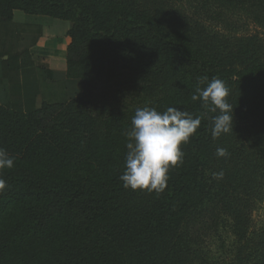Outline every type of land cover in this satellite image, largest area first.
Returning a JSON list of instances; mask_svg holds the SVG:
<instances>
[{
	"label": "trees",
	"instance_id": "trees-1",
	"mask_svg": "<svg viewBox=\"0 0 264 264\" xmlns=\"http://www.w3.org/2000/svg\"><path fill=\"white\" fill-rule=\"evenodd\" d=\"M46 36L74 82L48 99ZM213 77L233 105L217 139L191 99ZM145 106L202 118L160 195L119 179ZM0 148V264H264V0H0Z\"/></svg>",
	"mask_w": 264,
	"mask_h": 264
},
{
	"label": "clouds",
	"instance_id": "clouds-1",
	"mask_svg": "<svg viewBox=\"0 0 264 264\" xmlns=\"http://www.w3.org/2000/svg\"><path fill=\"white\" fill-rule=\"evenodd\" d=\"M207 80L204 77L201 83ZM229 89L224 81L213 77L206 87H197L191 99L199 100L201 106L218 115L212 117V138L233 131V105L227 100ZM201 116L169 106L164 111L154 107L137 108L130 129L124 132L127 138L124 171L119 176L123 187L160 195L167 187L169 171L184 163L182 144L190 142L201 125ZM217 157L229 155L226 148L216 149ZM14 167V157L0 148V171ZM224 172L213 173L214 179H223ZM7 187L0 176V192Z\"/></svg>",
	"mask_w": 264,
	"mask_h": 264
},
{
	"label": "rangeland",
	"instance_id": "rangeland-1",
	"mask_svg": "<svg viewBox=\"0 0 264 264\" xmlns=\"http://www.w3.org/2000/svg\"><path fill=\"white\" fill-rule=\"evenodd\" d=\"M56 37L46 36L38 39L36 45L31 47V55L34 63L36 65L44 66V68H48L53 73V78H42L43 82V93L45 97L50 98V94L54 91L57 94H64V90L66 91L68 88H72L74 86L73 81H69L65 77V55L66 48L65 43L60 41L59 43H55ZM64 56V57H62ZM76 83V82H75ZM77 84H75L76 88ZM254 220L259 221L263 216V210H259L254 212ZM210 247L215 249L217 246V241L213 239L209 240Z\"/></svg>",
	"mask_w": 264,
	"mask_h": 264
},
{
	"label": "crops",
	"instance_id": "crops-1",
	"mask_svg": "<svg viewBox=\"0 0 264 264\" xmlns=\"http://www.w3.org/2000/svg\"><path fill=\"white\" fill-rule=\"evenodd\" d=\"M53 37V36H52ZM57 38V40L56 41H54L55 43H59L60 41H62L63 43H65V46H67V44H69L68 43V38H66V37H56ZM30 51H31V49H30ZM32 52V51H31ZM62 57H64V56H62ZM65 59V58H64ZM26 105H24L23 104V109H24V107H25Z\"/></svg>",
	"mask_w": 264,
	"mask_h": 264
}]
</instances>
